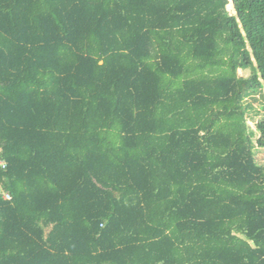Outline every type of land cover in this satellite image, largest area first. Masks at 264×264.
<instances>
[{
    "label": "trees",
    "instance_id": "trees-1",
    "mask_svg": "<svg viewBox=\"0 0 264 264\" xmlns=\"http://www.w3.org/2000/svg\"><path fill=\"white\" fill-rule=\"evenodd\" d=\"M0 147V264H264V0H0Z\"/></svg>",
    "mask_w": 264,
    "mask_h": 264
},
{
    "label": "rangeland",
    "instance_id": "rangeland-1",
    "mask_svg": "<svg viewBox=\"0 0 264 264\" xmlns=\"http://www.w3.org/2000/svg\"><path fill=\"white\" fill-rule=\"evenodd\" d=\"M228 9L231 10V6H229ZM238 75H239V77L246 78L250 75V72L248 70L247 71L239 70ZM253 106H254V108L258 107L257 104H254ZM257 110H259V109H257ZM260 114H261V112H260ZM248 127L250 128V130H254V124L252 122L248 123ZM255 156H256V160L259 164L264 163V149H257L255 151Z\"/></svg>",
    "mask_w": 264,
    "mask_h": 264
},
{
    "label": "built area",
    "instance_id": "built-area-1",
    "mask_svg": "<svg viewBox=\"0 0 264 264\" xmlns=\"http://www.w3.org/2000/svg\"><path fill=\"white\" fill-rule=\"evenodd\" d=\"M2 149L0 147V173L6 172L7 170V163L6 161L1 157ZM0 199L3 201H10L11 200V194L9 191H7L3 187L2 179L0 178Z\"/></svg>",
    "mask_w": 264,
    "mask_h": 264
}]
</instances>
